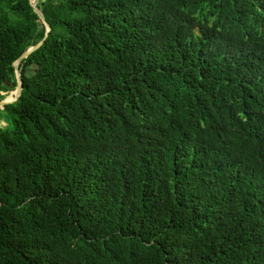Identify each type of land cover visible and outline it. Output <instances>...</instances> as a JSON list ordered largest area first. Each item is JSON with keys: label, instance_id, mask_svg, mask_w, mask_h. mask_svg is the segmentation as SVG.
<instances>
[{"label": "trees", "instance_id": "trees-1", "mask_svg": "<svg viewBox=\"0 0 264 264\" xmlns=\"http://www.w3.org/2000/svg\"><path fill=\"white\" fill-rule=\"evenodd\" d=\"M35 6L46 35L0 0V100L42 39L0 110V264H264V0Z\"/></svg>", "mask_w": 264, "mask_h": 264}, {"label": "water", "instance_id": "water-1", "mask_svg": "<svg viewBox=\"0 0 264 264\" xmlns=\"http://www.w3.org/2000/svg\"><path fill=\"white\" fill-rule=\"evenodd\" d=\"M28 3L30 4L33 12L36 14L37 16V23H41L44 27V35H46V32L48 31V26L46 24V22L44 21V18L41 14V12L36 8L35 4H36V0H28ZM44 38V37H43ZM42 42V39L40 41H38L36 44L34 45H31L29 47L26 48V50L21 53L12 63V66L14 68V76H15V87L13 89V92H12V96L11 97H4L0 100V109L3 108V106L7 103H11L13 102L17 96L20 94V81H19V72L16 68V65L18 64V62L26 57L31 51H33L34 49H36ZM1 121L4 123V125L6 124L7 122V118L6 117H2Z\"/></svg>", "mask_w": 264, "mask_h": 264}, {"label": "rangeland", "instance_id": "rangeland-1", "mask_svg": "<svg viewBox=\"0 0 264 264\" xmlns=\"http://www.w3.org/2000/svg\"><path fill=\"white\" fill-rule=\"evenodd\" d=\"M31 70H32V68L31 67H27L26 68V72H31ZM13 92V90H10L7 94H9V93H12ZM3 94V93H2ZM12 96V95H11ZM8 97H9V95H8ZM2 109V108H1ZM0 109V110H1ZM1 125H4V123L0 120V126Z\"/></svg>", "mask_w": 264, "mask_h": 264}]
</instances>
